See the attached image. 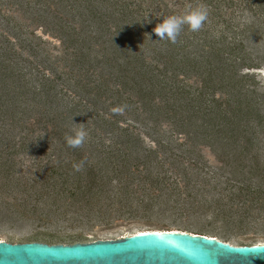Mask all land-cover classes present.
<instances>
[{
    "label": "rangeland",
    "instance_id": "rangeland-1",
    "mask_svg": "<svg viewBox=\"0 0 264 264\" xmlns=\"http://www.w3.org/2000/svg\"><path fill=\"white\" fill-rule=\"evenodd\" d=\"M174 2L163 0L160 14L167 4L170 16ZM88 4L101 19L89 15ZM260 4L256 14L234 8L232 15L236 31L255 28L257 34L247 31L243 41L259 69H240L250 77L235 90L217 92V103L207 109L193 95L174 97L159 90L141 98L139 90L152 77L132 54L142 53L147 67L156 65L168 77L183 71L175 61L154 60L151 49L163 41L149 30L148 17L125 36L129 20L96 0H0V242L89 243L175 231L233 246L263 244L264 0ZM222 12L228 15L225 8ZM55 16L71 28L84 24L87 42L62 45ZM30 33L45 43L36 58L27 43ZM73 48L85 55L81 66L74 63ZM196 66L178 74L188 94L204 76L202 65ZM87 68L93 80L97 73L108 81L107 92L125 90L123 99L104 102L86 95L77 83ZM164 74L156 80L170 82ZM56 75L61 81L44 92L38 81ZM227 99L232 108H217ZM79 100L89 109L74 110ZM117 101L123 111L114 114L109 105ZM225 109L229 117L236 116L231 124ZM114 115L117 125L110 129L103 121ZM57 116L59 128L51 122ZM38 119L47 123L46 133L36 130ZM80 124L88 137L83 147L70 148L58 130L72 131ZM82 159L83 170L74 171L72 165Z\"/></svg>",
    "mask_w": 264,
    "mask_h": 264
},
{
    "label": "trees",
    "instance_id": "trees-1",
    "mask_svg": "<svg viewBox=\"0 0 264 264\" xmlns=\"http://www.w3.org/2000/svg\"><path fill=\"white\" fill-rule=\"evenodd\" d=\"M65 1L71 2V3H78L79 0H59L60 3H64ZM101 5L108 4L110 5L111 9H113V15H120L123 17H126V19L129 20V23L126 28L127 34H123L125 36H128L130 34V29H133L134 23L137 24L139 22H143L146 17L150 20V27L149 30L155 28V26L158 23H162L164 16H169L167 13L168 5L164 4V14H160L161 11V5H163V0H149V5H146L144 8L143 5L145 4V0H138L137 2H132L130 0H96ZM186 4H193L196 5L198 3H204L208 7L209 11V17L207 22L204 24L203 28L198 32H191L188 30L187 26L184 27L181 34L178 37L177 43L173 44L167 40H164L161 43V47L153 48L151 49V54H153L154 60H157L159 63L162 62V60L168 61L169 63L175 61V63L178 65L181 71V73H178L176 70L170 72V76L168 77L167 72L159 71L158 67L156 65H150V67L146 66L145 58L143 57V54L141 53H134L133 59H137L138 62L141 61L142 68H146L151 75L152 78L149 79V84L147 88H142L139 90L141 93H144L141 95L143 97L150 96L156 91L162 90V91H168L169 94L172 96H180L183 97L184 94L186 95H193L196 96V100L203 99V102L205 105V108L210 109L213 106V103H217L213 101L214 95L217 92L222 91L224 93H228L231 90H235L237 88V85L239 83H242L247 78L250 77L248 74H242L240 72L241 70H256L259 69V66L257 65L255 60H252L251 58H248V54L244 45L243 39L245 38L244 33L245 32H251L254 34L256 33L255 28L253 26H246L244 30L236 31L235 27V16L234 15V8L236 10H248L251 13L256 14L260 10V6H262L260 3H262L263 0H185ZM237 1V2H236ZM86 2V1H85ZM88 3V2H86ZM236 3H239L238 5ZM259 4V5H258ZM92 8V9H91ZM185 3L180 2V0H177V2H174L173 11L170 15L179 13L177 9H184ZM222 8H225L226 11H228V15L222 12ZM97 9L95 7L90 6L88 4V13L90 16L95 17L97 19H101L98 16H96L98 13L96 12ZM231 16V17H229ZM56 22L54 23L55 26V32L58 31L59 37L62 42V45H65L66 43H70L72 45H84L85 42H87L86 35L83 34L84 32V24H80V28L70 27L68 24L64 23L61 17H57ZM141 20V21H140ZM84 22V20H83ZM126 23V22H125ZM216 26H219L222 29L218 30ZM53 30V31H54ZM31 40H28L27 43H32L29 49L31 52L33 50H36L35 55L33 57H38L41 54L40 47L41 45H44V41L39 37L35 36V34L30 33ZM156 36V35H155ZM158 37V36H156ZM36 39V43H34L32 40ZM121 39L117 40L120 41ZM66 48V47H65ZM79 48H73V50H76L72 55H74V63L80 64L83 63L85 59V55L78 50ZM193 49V50H191ZM68 49L66 48V51ZM79 51V52H78ZM132 51V49H130ZM189 51V52H188ZM192 55V56H191ZM109 61V60H108ZM106 61V62H108ZM132 61V60H131ZM129 63V62H127ZM126 64V63H125ZM197 64L202 65V74L204 76L200 78V85L199 87L193 92V94H188V91H186V87L183 85H180V82L177 81L178 74L186 75L188 72L193 71L194 69H197ZM124 68H127L126 65ZM126 72V70H125ZM142 72V69H141ZM164 74L165 78L168 79L170 82H168V85L165 80L157 81L156 79L162 77ZM94 75V74H93ZM97 80L92 79V75L90 73V69H85L82 78L79 80V83H77L81 88V86L85 89V94L89 96H94L96 99L104 100L106 102L108 98L112 100L113 98H120V101L123 99V96L125 94V90H117V91H109L107 92V83L106 79L102 77L101 75H98L96 73ZM61 76L55 77V79H50L47 77H43V80H39L40 87L45 92L48 90V93L53 90L55 85L61 81ZM164 81V87H161V84ZM156 84L159 85V87L156 86ZM81 85V86H80ZM124 86L126 87L127 84L124 83ZM160 88V89H159ZM87 89V90H86ZM112 92V93H111ZM209 98V99H206ZM211 98V99H210ZM120 101H117L119 105L116 103L111 102L109 107L111 109L119 108ZM144 100H141V107H144ZM202 102V103H203ZM201 103V104H202ZM232 103V101H231ZM89 103H84L83 101L79 100L76 102V105H74V110H77L80 112V108H83L84 110L89 109ZM125 105H129V103L125 102ZM211 105V106H210ZM217 108L221 107H227L232 108L231 104L229 105V101L224 100V102H218L216 105ZM142 109V108H141ZM231 112H234L238 110L235 108L233 111L230 109ZM228 109L223 110L224 117L227 120V122L230 124L233 121V118L236 117L233 115V117H229L227 115ZM113 112V111H112ZM115 119L117 117L114 115L113 117H109L108 119H105L104 124L110 128H115L114 126L117 125ZM103 120V119H102ZM62 119H60V116L54 117L52 119V123H54L57 128H59V124H61ZM50 122V121H49ZM36 129L38 132H47L48 128L46 126L47 123H43L39 119L37 122H34ZM48 126H53L54 132H52L55 135V126L48 124ZM63 126V125H62ZM113 127V128H112ZM62 128V127H61ZM65 128V127H64ZM63 129V128H62ZM119 129V128H118ZM30 131V129H29ZM124 132L127 130H123ZM34 129L31 130L30 134H34ZM58 133H63L64 135L66 133L71 134L70 129H63L58 130ZM91 139L94 138V136L91 134L89 135ZM37 242V241H33ZM87 242L83 239H70L68 242H56L52 239L45 241V244L48 245H58V244H64V245H72L75 243H82ZM32 243V242H28Z\"/></svg>",
    "mask_w": 264,
    "mask_h": 264
},
{
    "label": "water",
    "instance_id": "water-1",
    "mask_svg": "<svg viewBox=\"0 0 264 264\" xmlns=\"http://www.w3.org/2000/svg\"><path fill=\"white\" fill-rule=\"evenodd\" d=\"M0 264H264V243L233 246L175 231L72 245L0 242Z\"/></svg>",
    "mask_w": 264,
    "mask_h": 264
},
{
    "label": "clouds",
    "instance_id": "clouds-1",
    "mask_svg": "<svg viewBox=\"0 0 264 264\" xmlns=\"http://www.w3.org/2000/svg\"><path fill=\"white\" fill-rule=\"evenodd\" d=\"M208 17L209 11L206 4H187L182 13L164 16L162 23H158L153 29V32L159 37V41L167 40L175 44L185 26L191 32H198L203 28ZM112 111L114 114H119L123 111V107L114 108ZM87 137V130L83 124H80L79 127L72 129L71 134L66 133L64 139L68 147L80 148L83 147ZM85 163L86 159H82L74 163L72 167L74 171L79 172L83 170Z\"/></svg>",
    "mask_w": 264,
    "mask_h": 264
}]
</instances>
